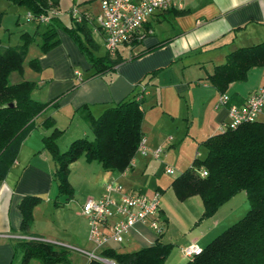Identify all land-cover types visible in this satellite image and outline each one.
I'll use <instances>...</instances> for the list:
<instances>
[{
    "label": "crops",
    "instance_id": "obj_1",
    "mask_svg": "<svg viewBox=\"0 0 264 264\" xmlns=\"http://www.w3.org/2000/svg\"><path fill=\"white\" fill-rule=\"evenodd\" d=\"M87 1L89 3L84 9L80 10L84 4L74 8L75 16L70 10L69 24L62 23L57 17L58 4L49 11L55 17L52 22L57 42L45 52L40 51L42 33L38 35L39 42L31 55L28 54L36 43L37 31L19 34L17 45L22 43L23 34L33 40L27 48L26 56L30 57L25 58L26 66L18 81L34 82L36 87L32 98L48 103V107L34 118V128L21 142L15 161L0 181V264L20 263L22 252L16 245L22 239L17 236L43 240L65 249L67 262L59 264H88V258L81 251L96 254L103 249L134 252L154 244L158 239L162 244L171 245L163 264H185L190 258L183 256L184 247L196 244L203 248L238 221L249 206L245 192L241 191L221 205L212 216L200 219L203 205L199 196L178 200L171 188L172 180L170 183L167 179L158 180L155 185L149 181L146 190L140 187L139 174L149 164L154 165L153 161L165 158L167 148L176 145L171 136L165 138L164 125L161 124H167L168 120L159 112L155 114V109L157 105H168L162 113L186 122L183 143L177 144L176 150L184 154V145L185 156L193 158V161L196 155L199 156V144L221 132L227 121V108L216 106L219 93L211 85L209 76L217 66L225 64L231 52L264 43V0H183L180 9L156 11L140 29L143 38L139 42L117 47L119 64L111 71L94 76L91 64L72 37L63 30L64 26H72L73 19L78 24L86 19V24L81 25L84 31L76 28V35L94 55H105L104 38L95 20L101 11L99 0H96L97 9L89 7L94 0H84L85 3ZM45 30L46 27L43 32ZM33 59L37 60L38 70L29 65ZM75 72H79L80 76ZM140 81L141 84L136 87ZM261 86H264V65H257L248 70L244 81L229 83L223 94L231 100V104L239 105ZM142 88L145 89L144 103L150 104L148 112L142 105L144 117L141 123L149 154L141 155L142 159L138 161L135 157L131 166L123 172L105 171L99 163L77 159L70 164L72 196L68 199L59 196L52 180L54 162L49 151L43 148L42 138L49 131L42 129V122L46 118L53 119L56 128L61 131L55 136L56 145L64 150L72 140L91 134L83 118L84 112L97 117L106 108ZM164 91L165 96L168 93L171 97V103L167 104L164 100ZM148 113L154 114L148 116ZM262 119L264 108L257 121L264 122ZM72 121L76 123L68 132ZM156 147L163 149L158 159L150 154ZM74 171L76 175H73ZM109 181L121 184L125 191L131 193L148 196L156 191L160 193V238L148 224L137 223L123 235L120 243L109 240L101 250H95L88 240V222L81 207L88 199H99L105 183ZM170 190L173 196L169 194ZM75 191L79 197L81 194L86 197L77 204H80L77 208L73 198ZM25 196L41 198L33 206L27 232L22 231V216L18 207ZM56 200L64 203L57 205ZM32 264L39 262L33 261Z\"/></svg>",
    "mask_w": 264,
    "mask_h": 264
},
{
    "label": "trees",
    "instance_id": "obj_2",
    "mask_svg": "<svg viewBox=\"0 0 264 264\" xmlns=\"http://www.w3.org/2000/svg\"><path fill=\"white\" fill-rule=\"evenodd\" d=\"M7 1L24 7L27 14L31 15L29 21L40 23L42 17H48L46 30L41 34V52L56 44L52 22L55 17L49 11L58 4L57 0ZM85 21L83 19L78 24L73 19L72 26H64L63 30L72 37L91 64L93 76L113 70L120 62L118 51L114 56L108 52L104 56H96L76 35V28L84 31L81 25H85ZM142 26L130 41L123 44L139 42L143 38L140 32ZM22 37L19 45H0V181L15 161L21 142L34 128V118L48 107V103L32 98V91L36 87L34 82L24 79L13 83L9 81L13 73L21 78L23 75L27 48L33 38L24 34ZM29 65L35 70L39 68L36 59L29 61ZM257 65H264V43L231 52L225 64L214 69L209 81L219 95H224L229 83L244 81L248 70ZM139 84L141 81L136 87ZM144 90H136L130 97L106 108L97 117L88 111L84 112L83 118L90 127L91 137L74 139L64 150L56 145L55 136L61 131L56 128L53 119L46 118L42 122V129L49 131L42 138L43 148L49 151L54 162L52 180L59 196H64V199L72 196L70 164L77 159L99 163L105 171L110 172H123L131 166L144 136L141 131ZM8 103H13V107H3ZM229 103H232L231 100ZM199 148L203 149V155H196L191 165L171 181L177 199L183 201L194 195L199 196L203 205L200 219L212 216L221 205L241 191L246 194L249 208L238 221L215 236L185 264H264V122L255 120L233 129L226 128L202 141ZM202 169L206 171V176H200L199 171ZM40 199L37 196H25L20 200L18 207L22 216V231L27 232L32 221L33 206ZM55 202L57 205L64 203ZM161 231L157 232L158 238L161 237ZM16 247L22 252L19 264H32L33 261L39 264L67 262V251L50 242L35 238L22 239ZM170 248V244H162L158 239L154 244L134 252L103 249L100 255L116 264H163ZM88 264L103 263L91 259Z\"/></svg>",
    "mask_w": 264,
    "mask_h": 264
},
{
    "label": "built area",
    "instance_id": "obj_3",
    "mask_svg": "<svg viewBox=\"0 0 264 264\" xmlns=\"http://www.w3.org/2000/svg\"><path fill=\"white\" fill-rule=\"evenodd\" d=\"M99 3L101 11L95 20L104 38L106 51L114 56L117 47L130 41L137 29L154 12L180 9L183 0H99ZM72 14L76 15L74 8H72ZM27 19H31L29 13ZM41 20L46 22L48 17H42ZM75 74L80 76L79 72ZM216 106L227 108V121L221 127V131L253 122L257 120L264 108V86L251 92L241 105L231 104L226 95H219ZM162 151V147H157L150 154L158 159ZM138 153L143 156L149 154L144 136L140 140ZM164 171L167 174L174 173L173 168L169 166H165ZM199 174L200 176L207 175L203 169L199 171ZM159 206L160 193L158 191L148 196L127 192L121 184L106 182L100 198L88 199L81 207V212L86 217L89 226L88 240L95 250H101L109 240L120 243L123 235L137 223L148 224L153 231L159 232L161 230L158 219ZM114 218L115 221H112ZM17 238L27 239L22 236H17ZM200 250L201 248L196 244H190L182 249V254L186 258H191ZM81 252L88 258V261L95 259L103 264H116L95 252Z\"/></svg>",
    "mask_w": 264,
    "mask_h": 264
},
{
    "label": "rangeland",
    "instance_id": "obj_4",
    "mask_svg": "<svg viewBox=\"0 0 264 264\" xmlns=\"http://www.w3.org/2000/svg\"><path fill=\"white\" fill-rule=\"evenodd\" d=\"M88 3H89L88 1L85 3L84 0H58V7L56 9L57 17L60 18L62 23L69 24L70 10L72 8L78 9L77 8L78 6L81 7V5L84 4V6L80 8V10H82L85 7H87L86 5ZM97 5H98L97 1L94 0L89 7H91L92 9H97ZM45 27H46L45 22H40L38 24L36 22L29 21L27 19V12L24 7L13 4L7 0H0V45L1 46L17 45L19 41V34L21 32L28 31L29 33L33 34L35 31H37L38 34L36 36V43H34V45L31 46L29 54H28V55H31L35 51L37 42H39L38 35L43 32ZM164 28H166V26H164ZM159 29H161V27H159ZM29 57L30 56H26V59H28ZM25 64H26V61H24V66H26ZM9 81L10 83L18 81V75L16 73L11 74L9 76ZM165 92L166 91L163 92L164 100L167 101V104L171 103L172 101L171 97L168 95V93H167V96H165ZM163 106L167 107L168 105H163ZM143 107L145 110H147V112L150 110V104L148 105L147 103H144ZM164 107L157 105L155 109V114L158 115V112H159L160 114H163L162 116L167 118L168 120L167 124H161V126L164 125L162 126L164 129L163 133H164L165 138L167 136H171L173 138V143H176V145L174 147L167 148L168 150L166 151V157L163 159L161 158L162 161H160L161 159L159 161L157 160L153 161L154 165L152 163L149 164L150 166L142 174H139L140 175L139 181L141 183L140 187L143 188L144 190H146V186H147L146 184H148L149 181H151V184L155 185L154 183L157 182L158 180L164 181L165 179H167V181H169L168 183H170L173 177L183 172L184 169H186L190 165L193 159V158L188 159L187 156H185L186 147L184 145L182 147V152L184 154L177 153V150H176L177 149L176 146L177 144L181 143L183 135L187 128L185 124L186 122L182 120L178 121L175 118L168 117L166 113H162L164 110ZM148 114H150L148 116H153L154 113H148ZM75 123L76 121H72L71 127L69 128L68 132L71 129H73V126ZM89 137H91V134L89 135ZM186 140L188 139L186 138ZM198 151H199V156L201 157L204 151L202 148H199ZM140 156L141 155L138 153L136 155L135 160L136 161L141 160L142 158ZM172 160H174L175 163ZM165 166H169L173 168L174 173L173 174L165 173L164 171ZM73 175H76V171H74ZM89 177L92 178L91 171H89ZM169 194L173 196V191L170 190ZM81 195L82 196L80 197L78 196V194L76 195V191L73 195V198L76 199V208L80 206V204L79 205L77 204L79 202L84 201L85 200L84 198H86L84 197V194H81ZM186 214L187 216H190V213H186ZM185 222L187 223L186 220ZM88 232H89V226H88Z\"/></svg>",
    "mask_w": 264,
    "mask_h": 264
},
{
    "label": "water",
    "instance_id": "obj_5",
    "mask_svg": "<svg viewBox=\"0 0 264 264\" xmlns=\"http://www.w3.org/2000/svg\"><path fill=\"white\" fill-rule=\"evenodd\" d=\"M3 107H13V103H8V104H6L5 106H3Z\"/></svg>",
    "mask_w": 264,
    "mask_h": 264
}]
</instances>
